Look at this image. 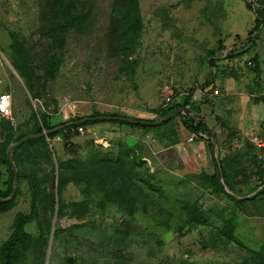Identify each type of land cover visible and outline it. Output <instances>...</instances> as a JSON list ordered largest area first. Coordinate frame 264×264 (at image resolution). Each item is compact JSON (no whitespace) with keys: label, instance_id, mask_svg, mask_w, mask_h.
Instances as JSON below:
<instances>
[{"label":"rangeland","instance_id":"rangeland-1","mask_svg":"<svg viewBox=\"0 0 264 264\" xmlns=\"http://www.w3.org/2000/svg\"><path fill=\"white\" fill-rule=\"evenodd\" d=\"M168 88L185 110L161 125L10 152L72 117L162 120ZM8 92L0 264L13 239L15 264H264V0H0Z\"/></svg>","mask_w":264,"mask_h":264},{"label":"trees","instance_id":"trees-1","mask_svg":"<svg viewBox=\"0 0 264 264\" xmlns=\"http://www.w3.org/2000/svg\"><path fill=\"white\" fill-rule=\"evenodd\" d=\"M201 88L204 90L207 91V86H201ZM180 97H179V101H177L178 98H176L173 102H171L169 105H166V106H163V110H162V113H161V118L163 119L170 111L176 109V108H180L181 106L180 105H183V101L181 102V94H178ZM214 95V94H213ZM178 97V96H177ZM176 101V102H175ZM98 116H103V115H98V114H95V115H91V116H86V117H80V118H76V117H72L71 119H69L70 121H80V120H83V119H86V122H83V123H80V124H76V125H73V126H67L65 127L64 129H61L57 132H54V133H50L49 135H47L46 137H49V138H52V137H55L57 134H60L62 133V131H64L65 129H68V128H75L76 132L78 133L77 131V128L81 125H84V126H87V125H93V124H96V123H99L101 120H89L90 118H93V117H98ZM110 116H118V115H110ZM88 119V120H87ZM69 120L68 121H63V123L61 124H57V125H53V126H50L48 127V131L58 127V126H62V125H66L67 123H69ZM139 120H143V119H139ZM72 121V122H73ZM105 121V120H103ZM112 122H118V123H122V124H126V125H129V126H139V127H151L152 125H144V124H133V123H128V122H121V121H114V120H111ZM148 121H155V120H148ZM166 122V121H165ZM163 122V123H165ZM162 123V124H163ZM161 125V124H159ZM154 126H158V125H154ZM205 126V122L202 120L200 123H199V126H195L194 128H192L193 132H198L200 131V129L202 127ZM45 131L39 129L37 130L34 134H22L17 141H20L21 139L25 138L26 136H29V135H38V134H41ZM201 132V131H200ZM79 134V133H78ZM41 137H37V138H30L29 140H27L25 143H23L22 145H25L29 142H32V141H36V140H39ZM20 145V146H22ZM16 150V148L13 150V152ZM5 164H7L9 167H10V170H11V178L15 179V176H14V172L12 171V167H11V163H10V159L9 157L7 156L5 158ZM218 176V175H217ZM217 176H216V179H217ZM219 181V180H218ZM220 184V182H219ZM12 183L11 185H8V187L6 188V192L5 193H2L0 191V195L1 197H3L2 199L3 200H0V213H6L8 211H10L12 208H13V205H14V201H15V198L13 197L12 199H9V195L11 194L12 192ZM32 211L30 214L28 215H25V216H21L19 217V227L17 226L16 229L20 228V231H22V228L23 226L25 225L26 222L32 220L35 216H36V209L34 208V206L32 207ZM24 235V234H23ZM15 240L13 239V242H7L6 244V247H5V258H6V264H15L16 263V256H15V253L11 252V249L13 247V249H15V247L19 244V241L18 242H14ZM22 241V240H21ZM20 241V242H21Z\"/></svg>","mask_w":264,"mask_h":264},{"label":"water","instance_id":"water-1","mask_svg":"<svg viewBox=\"0 0 264 264\" xmlns=\"http://www.w3.org/2000/svg\"><path fill=\"white\" fill-rule=\"evenodd\" d=\"M185 110L184 107H180V108H176L172 111H170L162 120L159 121H148V120H139L137 118H132V117H127V116H110V115H103V116H98V117H93L90 118L89 120H114V121H121V122H128V123H133V124H144V125H159L162 124L163 122L167 121L173 114L175 113H179V112H183ZM88 120V119H87ZM86 122V119L80 120V121H73L72 123H67L66 125H62L59 127H56L48 132H43L41 134L38 135H29L26 136L25 138L21 139L20 141H18L17 143L11 145L10 147V152L17 146L22 145L23 143H25L27 140H29L30 138L34 137H40V136H47L50 133H54L57 132L61 129H64L67 126H73L76 124H80Z\"/></svg>","mask_w":264,"mask_h":264},{"label":"built area","instance_id":"built-area-1","mask_svg":"<svg viewBox=\"0 0 264 264\" xmlns=\"http://www.w3.org/2000/svg\"><path fill=\"white\" fill-rule=\"evenodd\" d=\"M215 94L219 93V90L214 91ZM12 95L8 93H4L0 96V105H1V111L3 116L5 117H10L13 112V107H12ZM174 101V90L172 88H168L166 90V98H165V105H169L171 102ZM65 118H68V116H65ZM77 131L79 134H84L87 132L86 126L81 125L77 128ZM195 136V135H194ZM194 136L192 137V140L194 139Z\"/></svg>","mask_w":264,"mask_h":264},{"label":"crops","instance_id":"crops-1","mask_svg":"<svg viewBox=\"0 0 264 264\" xmlns=\"http://www.w3.org/2000/svg\"><path fill=\"white\" fill-rule=\"evenodd\" d=\"M198 97H199L198 94H196V96H194L195 99H197ZM184 108H185V107H184ZM58 127H59V126H58Z\"/></svg>","mask_w":264,"mask_h":264}]
</instances>
